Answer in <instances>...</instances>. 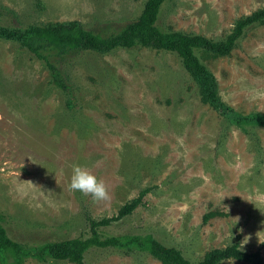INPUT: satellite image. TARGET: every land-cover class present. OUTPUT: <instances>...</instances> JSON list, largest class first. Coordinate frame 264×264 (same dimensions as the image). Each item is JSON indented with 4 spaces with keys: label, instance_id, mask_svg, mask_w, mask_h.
<instances>
[{
    "label": "rangeland",
    "instance_id": "obj_1",
    "mask_svg": "<svg viewBox=\"0 0 264 264\" xmlns=\"http://www.w3.org/2000/svg\"><path fill=\"white\" fill-rule=\"evenodd\" d=\"M146 1L0 0V25L78 20L117 35ZM259 8L264 0H166L156 25L218 41ZM194 55L215 77L204 86L224 103L238 113H264V23L248 27L226 55ZM55 63L70 93L51 81L42 59L0 38V215L7 235L31 253L22 264H74L66 243L91 235L88 218L116 215L144 188L130 214L98 227L101 237L156 239L193 264L237 241L244 251L259 249L264 264L263 125L243 131L203 102L171 51L137 45ZM73 164L102 180L110 199L70 191ZM210 211L223 214L204 221ZM42 246L51 253L37 256ZM13 260L0 252V264ZM83 261L160 264L136 244L91 246Z\"/></svg>",
    "mask_w": 264,
    "mask_h": 264
},
{
    "label": "trees",
    "instance_id": "obj_2",
    "mask_svg": "<svg viewBox=\"0 0 264 264\" xmlns=\"http://www.w3.org/2000/svg\"><path fill=\"white\" fill-rule=\"evenodd\" d=\"M165 1L147 0L139 16L125 25L117 35L103 36L86 28L78 20H65L27 26L0 25V38L18 41L30 53L42 59L48 68L51 81L66 93H70L71 90L68 76L55 63L66 56L83 51L106 53L118 47L133 48L137 45L171 51L177 54L184 69L199 86L200 98L203 102L208 103L221 116L243 131H247L248 125L264 126V113H238L221 100L216 88L209 89L204 86L205 83L215 84V77L194 55V50L197 49L218 55L228 54L248 27L264 23V8L245 15L235 23L232 31L224 39L214 41L196 34L162 31L156 25V20L160 7ZM51 56L52 59H50ZM148 190V188L142 189L135 198L124 203L116 215L98 220L88 218L91 235L84 239L69 240L65 247L66 258L74 264H84L83 253L91 246L130 247L131 244H136L148 250L160 261V264H193L182 255L180 250L167 247L156 239L141 240L137 236H132L123 241L117 236L101 237L99 235L98 227L107 226L130 214L140 204ZM222 214L219 211H210L205 214L204 221ZM1 221L0 215V252L13 257V262L9 264H22L23 257L31 253L7 235ZM43 247L40 249L41 253H36L37 256L42 257L43 254L51 253L47 247ZM230 259L245 264H263L259 249L244 251L237 241L223 248L210 249L200 261L194 264H217Z\"/></svg>",
    "mask_w": 264,
    "mask_h": 264
},
{
    "label": "clouds",
    "instance_id": "obj_3",
    "mask_svg": "<svg viewBox=\"0 0 264 264\" xmlns=\"http://www.w3.org/2000/svg\"><path fill=\"white\" fill-rule=\"evenodd\" d=\"M69 190L90 196L94 201H107L110 194L105 183L98 179L87 167L79 164L72 165V174L69 181Z\"/></svg>",
    "mask_w": 264,
    "mask_h": 264
}]
</instances>
